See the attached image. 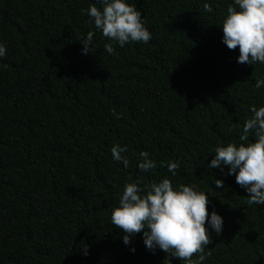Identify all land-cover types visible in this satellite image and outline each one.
<instances>
[{
	"label": "trees",
	"instance_id": "1",
	"mask_svg": "<svg viewBox=\"0 0 264 264\" xmlns=\"http://www.w3.org/2000/svg\"><path fill=\"white\" fill-rule=\"evenodd\" d=\"M126 2L151 39L109 55L85 11L99 0H0V264H184L147 251L141 233L125 246L110 223L125 183L164 177L195 185L222 217L202 264H264V204H247L227 166L208 168L212 149L241 143L236 126L264 106V65L237 63L238 47L221 40L231 0ZM113 144L127 147V168ZM141 151L156 161L150 172L137 168ZM161 161L179 162L176 175Z\"/></svg>",
	"mask_w": 264,
	"mask_h": 264
},
{
	"label": "clouds",
	"instance_id": "2",
	"mask_svg": "<svg viewBox=\"0 0 264 264\" xmlns=\"http://www.w3.org/2000/svg\"><path fill=\"white\" fill-rule=\"evenodd\" d=\"M101 7L89 6L85 11L94 28L109 43L104 50L114 54L113 44L123 48L129 42L148 43L151 33L143 26L141 14L126 0H99ZM205 12H212L210 5L203 4ZM219 26L222 29V43L231 50L238 47L237 63H259L264 65V0H231L226 15ZM93 32L79 38L83 47L82 55L91 51ZM6 53L5 44L0 42V58ZM264 86V77L255 81V87ZM250 118L244 120L242 127L237 125L241 143L217 145L212 149L214 157L208 168L227 166V175L235 174V183L247 193L248 205L264 204V106L250 107ZM118 120L120 114L112 112ZM251 136V139H250ZM111 159L129 165L125 145L113 144L109 149ZM137 168L141 172H150L156 167V161L149 159V153L141 151ZM172 176L176 175L179 162L161 161ZM217 188L222 180L214 181ZM205 192L195 190V185L178 184L173 187L169 178H161L143 188L138 182L125 183L119 195L118 205L110 212V223L122 230L121 237L125 246L130 238L141 233L145 249L152 254L156 250L167 256L184 261V264H202L205 259L203 250L209 243L208 229L219 235L223 220L215 211L206 210ZM207 219V226L205 222ZM134 252V248H130ZM87 255L86 246L82 247ZM194 254L197 255L192 259Z\"/></svg>",
	"mask_w": 264,
	"mask_h": 264
}]
</instances>
